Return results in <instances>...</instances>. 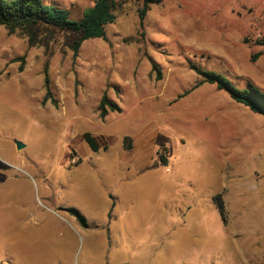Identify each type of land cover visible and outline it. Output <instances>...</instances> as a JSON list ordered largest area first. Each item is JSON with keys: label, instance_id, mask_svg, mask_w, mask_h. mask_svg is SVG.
Wrapping results in <instances>:
<instances>
[{"label": "rangeland", "instance_id": "rangeland-1", "mask_svg": "<svg viewBox=\"0 0 264 264\" xmlns=\"http://www.w3.org/2000/svg\"><path fill=\"white\" fill-rule=\"evenodd\" d=\"M42 1L76 21L95 2ZM122 1L107 40L85 41L77 57L64 34L30 46L24 34L0 27V264H241L237 208L225 206L224 216L214 196L220 170L243 145L234 109L249 108L216 85L180 96L201 81L196 69L264 92V0H162L151 4L143 27V0ZM105 94L123 110L102 119ZM250 114L262 153L264 117ZM142 127L160 136L140 161L162 168L173 142V171L110 175L108 168L125 167L119 152L133 146L127 134ZM85 133L97 140V153ZM189 177L207 180L190 207ZM171 179L182 185L173 189ZM61 207L79 210L89 226ZM160 226L163 240L155 235ZM102 231L107 247L93 238Z\"/></svg>", "mask_w": 264, "mask_h": 264}, {"label": "crops", "instance_id": "crops-1", "mask_svg": "<svg viewBox=\"0 0 264 264\" xmlns=\"http://www.w3.org/2000/svg\"><path fill=\"white\" fill-rule=\"evenodd\" d=\"M204 87H206V85L204 86L201 85L199 86V88L196 89L192 88L193 90L191 89V91L185 92L184 94H182V96H180V98L196 90L199 91L200 89H202V91H205L207 88ZM115 104L117 105V103ZM225 104L234 105V106L236 105L228 102H225ZM117 106L121 109L119 105ZM122 110L123 109H121L120 111ZM112 112L116 113L117 110L110 109L107 112L108 118L110 117V114ZM234 112L239 114V118H240L239 122L242 123V127L238 131V134L240 135V138H242L241 141L243 145L242 148H240V153L236 157V159H234L231 162V164L226 165L224 168L220 170L219 180H218L220 184H218V188H217L218 191L217 194L214 196V198L217 195H221L223 203L226 207L230 205L237 208L238 217L236 221H238L237 223H239L241 227V229L237 233L239 235V240L241 241H239V243H237L236 245V251L238 254V258L240 259L239 262L241 264H264V227L262 228L258 227V224L260 223L264 224V215L260 214V211H258L260 210V207L264 208V152L262 153L260 152V145H259L260 128L257 121L254 123L252 120H249L250 118H252V115L250 113L253 112L251 111L247 112V110L245 109L242 110L239 107L235 108ZM164 114L166 116L170 115L171 117H173V119L176 120L178 119V116H176L174 113L173 115H171L167 111L164 112ZM146 128L148 127L145 128L142 127L140 130H136L135 133L127 134L133 140L132 142L133 146L131 143L130 144L128 143L127 146L129 147V150L124 149V150H120L121 152H119L120 159L124 161L125 167L108 168L110 175H116V174L140 175L149 169L155 171L162 169L160 172H164L163 170H166L167 174L173 171L169 167L170 159H172L174 152L173 142H168L165 146L167 151V158H165L166 164L162 163L161 161L159 163L162 166L163 165L166 166L167 168H164V166L162 168L158 166L149 167L151 163L150 160H148V163H143L144 160L140 161L143 158L142 155L147 154L148 157H151L152 155L151 150L153 149V147H155L154 146L155 142L160 136V131L157 130L154 135H150L149 137L148 133H146ZM111 147L112 146H110V148ZM110 148L108 151H110ZM140 156L142 157L140 158ZM93 170H97V168ZM189 175H190V170H189ZM86 177L87 176H85L84 179ZM189 179H188L189 186L187 190L183 188V192H188L187 206L190 207L191 204L195 203L194 191L198 188L197 186L200 185V187H202L204 183L207 184V180L204 178H190V177ZM100 181H102L105 185H107L109 182H112V180L110 179L108 180V183L106 180H100ZM162 181H164V179H162ZM171 183L173 184V189L177 187L176 185H178V187L182 185L181 180L179 179L178 180L171 179ZM112 188H113L112 186L111 188L108 187V190L113 191ZM183 197L186 198L187 193H185ZM105 198H106L105 200L106 204L111 205L113 198L112 193L109 192L108 195L106 194ZM107 205H106V213L108 212ZM251 228H255L256 230L254 229L253 231H250ZM155 235L156 238L159 240L164 239L165 236L162 226L159 227V232L157 227V231ZM93 238L99 241L101 244H104L103 246L107 245L105 240L107 239L106 231H102V234H100L99 236L97 234L93 235ZM158 245L160 244L158 243Z\"/></svg>", "mask_w": 264, "mask_h": 264}, {"label": "trees", "instance_id": "trees-1", "mask_svg": "<svg viewBox=\"0 0 264 264\" xmlns=\"http://www.w3.org/2000/svg\"><path fill=\"white\" fill-rule=\"evenodd\" d=\"M161 1L143 0L142 7L138 10L141 27L144 25L151 4H158ZM123 4L122 0H95L93 6L85 9L82 18L76 21L70 18V13L67 10L46 5L42 0H0V27H5L10 35L17 32L24 34L28 38L30 46L31 44L47 46L53 36L64 34L68 42L71 43L74 57H77L85 41L90 39L107 40L106 27L117 20ZM260 44L264 46V41ZM258 56L260 54H256L253 59H257ZM22 69L23 67L20 68V70ZM153 69V71L159 70L155 64ZM196 71L202 79L196 83L193 89L199 88L203 84L216 85L219 90H225L233 101L264 117V92L253 86L248 91H241L219 73L200 69H196ZM158 73L157 79L161 80V72L158 71ZM108 105L112 110H121L105 94L99 107L102 118L107 116ZM84 141L93 152L99 151L100 146L90 133L84 134ZM160 161L166 164L164 156L160 157ZM214 200L218 202V207L225 216L226 210L221 195H217ZM61 209L73 216L84 227L89 226L86 217L79 210L69 207Z\"/></svg>", "mask_w": 264, "mask_h": 264}, {"label": "water", "instance_id": "water-1", "mask_svg": "<svg viewBox=\"0 0 264 264\" xmlns=\"http://www.w3.org/2000/svg\"><path fill=\"white\" fill-rule=\"evenodd\" d=\"M24 147H25V146H24L22 143L16 141V148H17L18 151L23 150Z\"/></svg>", "mask_w": 264, "mask_h": 264}]
</instances>
